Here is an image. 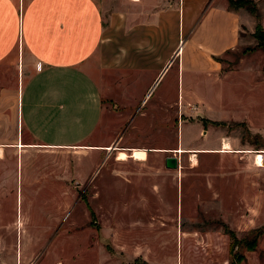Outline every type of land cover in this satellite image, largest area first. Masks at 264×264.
I'll list each match as a JSON object with an SVG mask.
<instances>
[{"label": "rangeland", "instance_id": "obj_1", "mask_svg": "<svg viewBox=\"0 0 264 264\" xmlns=\"http://www.w3.org/2000/svg\"><path fill=\"white\" fill-rule=\"evenodd\" d=\"M228 7L254 8L261 19L250 0ZM256 28L253 40L218 59L213 92L206 76L197 99H177L175 62L144 103L151 74L128 82L127 100L103 99L119 123L117 149L130 150V159L116 161L112 151L83 178L66 153L71 172L62 194L38 196L34 208L20 194L0 201V225L7 224L0 264H231L237 256L239 264H264V154L262 167L254 157L264 152V38ZM189 125L218 131L231 142L229 154L222 147L195 154L193 167L178 152L179 168L166 169L165 159L183 151L179 131ZM186 131L195 147H206L198 131ZM208 142L212 149L215 140Z\"/></svg>", "mask_w": 264, "mask_h": 264}, {"label": "crops", "instance_id": "obj_2", "mask_svg": "<svg viewBox=\"0 0 264 264\" xmlns=\"http://www.w3.org/2000/svg\"><path fill=\"white\" fill-rule=\"evenodd\" d=\"M250 1L260 21L228 0H0V201L20 194L34 208L62 194L66 153L78 175H95L120 128L103 99L127 100L135 77L152 75L142 103L175 62L177 99H197L206 76L213 92L218 59L253 40L257 24L264 33V0ZM184 127L214 147H195ZM184 127L181 154L230 146L216 130Z\"/></svg>", "mask_w": 264, "mask_h": 264}, {"label": "bare ground", "instance_id": "obj_3", "mask_svg": "<svg viewBox=\"0 0 264 264\" xmlns=\"http://www.w3.org/2000/svg\"><path fill=\"white\" fill-rule=\"evenodd\" d=\"M229 149H230L229 144L224 141L223 144H222V150L219 153H222V154L228 153ZM108 151L109 152L116 151L117 152L116 161H119V162H128V160L131 157L129 155V153L127 152V150H118L116 148V145H113L111 148L108 149ZM178 152L180 153L181 151L178 150ZM133 153H135V151H133ZM190 153H191L190 154V159H189L190 163H192L193 167H195L197 165V159H196V156H195L196 152L195 153L194 152H190ZM204 153H207V152H204ZM263 154H264V152H260V153H256L255 156H254L255 157V164H256L257 167H262L263 166ZM0 155H1V152H0Z\"/></svg>", "mask_w": 264, "mask_h": 264}, {"label": "trees", "instance_id": "obj_4", "mask_svg": "<svg viewBox=\"0 0 264 264\" xmlns=\"http://www.w3.org/2000/svg\"><path fill=\"white\" fill-rule=\"evenodd\" d=\"M231 2L229 1V4H230ZM251 14H256V11L254 10V8H251V9H249L248 10ZM257 33L258 34H260L261 36H262V38H264V33L262 32V29H261V27H260V25H258L257 26ZM229 234V236L231 235H233V233L232 232H229L228 233ZM255 241H256V239H255ZM235 241H233V244H231V248L233 249V246H234V244H236V242L234 243ZM252 244H253V241H252ZM243 258L241 257V256H237V257H235L234 259H232V261H231V264H236V263H238V262H240L241 260H242ZM239 264V263H238Z\"/></svg>", "mask_w": 264, "mask_h": 264}, {"label": "water", "instance_id": "obj_5", "mask_svg": "<svg viewBox=\"0 0 264 264\" xmlns=\"http://www.w3.org/2000/svg\"><path fill=\"white\" fill-rule=\"evenodd\" d=\"M178 163H179V159L177 158L176 154L167 157L164 161L165 168L169 170H177L179 168Z\"/></svg>", "mask_w": 264, "mask_h": 264}, {"label": "flooded vegetation", "instance_id": "obj_6", "mask_svg": "<svg viewBox=\"0 0 264 264\" xmlns=\"http://www.w3.org/2000/svg\"><path fill=\"white\" fill-rule=\"evenodd\" d=\"M164 166H165V164H164Z\"/></svg>", "mask_w": 264, "mask_h": 264}]
</instances>
